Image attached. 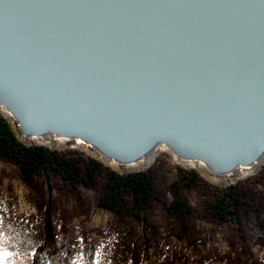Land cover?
Here are the masks:
<instances>
[{"label":"water","instance_id":"1","mask_svg":"<svg viewBox=\"0 0 264 264\" xmlns=\"http://www.w3.org/2000/svg\"><path fill=\"white\" fill-rule=\"evenodd\" d=\"M0 107L25 139L232 174L264 160V0H0Z\"/></svg>","mask_w":264,"mask_h":264},{"label":"trees","instance_id":"2","mask_svg":"<svg viewBox=\"0 0 264 264\" xmlns=\"http://www.w3.org/2000/svg\"><path fill=\"white\" fill-rule=\"evenodd\" d=\"M0 160L13 166L20 182L43 198L37 208L45 210L44 232L37 236L24 232L22 221L11 220L0 212V228L7 244L21 254L15 264H72L49 239V199L44 200L43 194L49 197L52 190L61 189L60 184L64 188L61 193L75 199L80 208L84 205L104 210L117 221V248L105 264H137L134 252L143 248L147 239L140 232L150 228L155 208L161 202L152 169L121 173L78 150L26 144L1 112ZM168 191L169 230L181 242L196 231L197 223H212L230 228L242 246L247 248L250 240L264 250V169L256 176L218 186L193 169L177 167ZM249 220L257 233L245 235ZM44 241L50 242L49 248L43 249ZM235 257L234 262H242L238 254ZM174 264H187V259L179 254Z\"/></svg>","mask_w":264,"mask_h":264},{"label":"rangeland","instance_id":"3","mask_svg":"<svg viewBox=\"0 0 264 264\" xmlns=\"http://www.w3.org/2000/svg\"><path fill=\"white\" fill-rule=\"evenodd\" d=\"M0 112L7 116L12 129L26 144L45 145L61 150H78L87 156L101 160L105 165L121 173L152 169L161 202L155 208L150 228L145 229V233L144 229L140 232L142 237H145V234L147 239L144 247L137 248L134 252L137 264H174L179 254L185 256L187 264H264V250L250 240L247 248L242 246L234 232L228 227L212 223H197L196 231L188 234L189 238L184 240L185 242H181L169 230L171 223L166 211V206L171 199L168 187L177 167L193 169L210 183L225 186L258 175L264 169V160L252 172L242 175L237 171L224 176L213 175L198 163L192 167L185 166L166 149L157 152L148 165L143 162L121 165L102 158L91 147L83 143L77 144L71 140L59 142L56 139H25L18 133L12 118L5 112L1 110ZM59 187L64 189L61 184ZM61 189L52 190L55 194L51 191L49 197L43 194L44 200L49 199L46 215L49 222V239L53 242L51 245L59 248V254L70 259L72 264L74 261H78L79 264H92L97 251H99L100 264H105L106 259L113 254L114 248L115 250L117 248V221L104 210L90 209L84 205L86 210H82L83 207L80 208V204L75 199L64 196ZM41 204H43V198H39L34 190H29L20 182L13 166L0 160V212L11 220L22 221L26 227L24 232L28 231L29 235L37 236L44 232L45 210L41 212V209L37 208V205ZM254 227L252 221L249 220L246 224L245 235L254 234L256 232ZM48 242L44 241L43 249ZM243 247L246 248V253H243ZM237 254L242 260L241 263L233 260Z\"/></svg>","mask_w":264,"mask_h":264},{"label":"bare ground","instance_id":"4","mask_svg":"<svg viewBox=\"0 0 264 264\" xmlns=\"http://www.w3.org/2000/svg\"><path fill=\"white\" fill-rule=\"evenodd\" d=\"M0 110L2 111L1 107H0ZM28 139H30V140H35V139H41V140H43V139H56L59 142H63L64 140H69V139H65V138H57V137H55L53 135H45L43 137H28ZM73 142L77 143V144H81L82 143L79 140H74ZM164 149H165V147L160 145V146L156 147L154 150H152L148 155H146L145 157H142L141 159H139L137 162L131 163V164H127V165H134V164H137V163H140V162L141 163L143 162L146 165H148V164L151 163V161L153 160V157L156 155V153L160 152V151H162ZM178 160L182 164H184L185 166H193V165H195V163H197V162H193V161L186 162L185 160H181V159H178ZM260 162H262V161H258V162L254 163V164H252V165H250L248 167L237 168L233 173H236L238 171L237 173H241L242 175H244L245 173L252 172V171H254L257 168V166H258V164ZM199 165H201V164H199Z\"/></svg>","mask_w":264,"mask_h":264},{"label":"snow or ice","instance_id":"5","mask_svg":"<svg viewBox=\"0 0 264 264\" xmlns=\"http://www.w3.org/2000/svg\"><path fill=\"white\" fill-rule=\"evenodd\" d=\"M20 255V253L11 250L8 246L5 233L2 228H0V264H15V259ZM98 257L99 251H97L96 258L93 259L92 264H100ZM74 264H79V262L74 261Z\"/></svg>","mask_w":264,"mask_h":264}]
</instances>
